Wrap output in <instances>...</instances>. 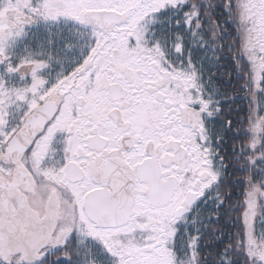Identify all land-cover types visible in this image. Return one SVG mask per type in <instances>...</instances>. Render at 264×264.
I'll list each match as a JSON object with an SVG mask.
<instances>
[{
    "label": "snow or ice",
    "instance_id": "1",
    "mask_svg": "<svg viewBox=\"0 0 264 264\" xmlns=\"http://www.w3.org/2000/svg\"><path fill=\"white\" fill-rule=\"evenodd\" d=\"M0 264H264V0H0Z\"/></svg>",
    "mask_w": 264,
    "mask_h": 264
}]
</instances>
